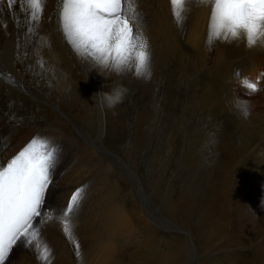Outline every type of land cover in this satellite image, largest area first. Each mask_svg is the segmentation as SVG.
Instances as JSON below:
<instances>
[{
    "label": "bare ground",
    "instance_id": "1",
    "mask_svg": "<svg viewBox=\"0 0 264 264\" xmlns=\"http://www.w3.org/2000/svg\"><path fill=\"white\" fill-rule=\"evenodd\" d=\"M23 1L24 0H15V3L9 6V0H0V79L4 85H8L15 93L23 91V93L31 96L34 100L44 101L43 98L39 97V85L36 84L37 81L33 80L32 84L27 85L25 81L29 78L21 74L23 66L20 63L16 64L19 58H21L17 55L18 44H20L21 41L26 42L28 37L25 36L28 30L25 31V29L28 27L30 10H28L27 7L26 10L22 8L21 3ZM57 2L58 0L45 1L43 7V21L46 29L44 28L45 26L43 27L45 31L43 28L40 29L41 27H38L35 35H33V40H35L34 45L36 46L38 44V48L32 50L34 45L30 48L28 47V51H32L30 54L31 59L42 55L49 60L46 67L47 77L57 75V71L60 67L61 70L67 68V72H70L69 75L73 76L71 74L73 69L71 70V65H68V56H70V53L71 56L84 67L86 74L90 76L94 95L101 92V89L94 86L95 82L93 77H95L94 79L97 82H100L99 78L104 81L121 80L122 82L126 81L132 83L133 86L131 88L139 87L140 85L148 90V88L153 89V87H156V82L158 80L156 76H158L157 74L161 67L164 66L167 61L171 60V57H179L181 61L179 69L189 68L188 70H191V73L188 75L183 70L185 74L181 72L182 75H187L185 81L187 80L186 84L189 86V92L185 98L186 104H184L185 108L183 111H181L184 106L183 101L180 99L181 97H179L180 101H176L178 104L177 111L179 113H177L176 117L173 119L171 135L168 136L170 138L169 144L178 143L179 141L177 140L182 138L181 129L184 126V131H186L185 127L187 126V124L184 123L186 119L185 116L189 113L187 109L189 107H196L197 102H200L199 109L202 113L206 110L204 107L210 105L215 111V114L213 112L214 116L218 115L217 117L223 118L226 125L233 128L236 134L246 131V133L253 132V134L258 136L255 144L249 148L248 156L243 157L245 163H243L242 166L240 165L241 168L233 171V166H235L236 163H234L233 166L227 165L221 168V172H218L219 177L216 179V184L217 188H220L222 191L229 189L231 185V202L238 209V214L240 213L239 217L245 225L247 235L252 236L255 230L261 232V238L252 250V256H256V259L254 258L255 260L253 261L254 263L264 264V194L262 191L264 190V45L257 43L249 47L246 39L243 37L232 40L231 42L210 37L208 32L209 17L212 10L210 0H204V2H202V0H186V3L183 5L182 22L179 25L177 20L173 17V9L170 0H135L134 10L129 7L127 0H124V11L128 15L133 33L139 34L141 39L147 42L148 50L151 53V75L137 76L134 68L117 71L112 67L111 61H109L108 67H103L102 64L96 62L90 55L78 54L61 29ZM54 8H56L55 10L58 9L59 31L51 27L52 24L47 21V17L50 16ZM11 19L14 20V24L9 25ZM4 23L7 24L6 28L3 27ZM1 29H5L4 34H2L3 31ZM16 39L19 43L14 45L12 42ZM198 62H201V66H204L206 63L212 64L211 66L208 65V67L204 69L206 71L203 72L202 67H196ZM188 64H190V66H188ZM57 66L58 68H56ZM12 68H14V70H10ZM187 69L185 71H187ZM60 74L61 73H59V75ZM1 75L7 77H2ZM69 75H67V78L71 80ZM241 75H243L244 79H240L239 81L238 79ZM206 77L207 82L204 83L203 78ZM251 77H253L255 81L252 80ZM179 78L180 77L176 78L175 83L181 84V79ZM75 79L77 80L78 78ZM160 79H162V77H160ZM244 81L255 84L257 90L250 91L243 83ZM60 85H63V83ZM206 85L207 91L203 92L201 94L202 96H198V94L201 93L200 89L204 88L203 86ZM143 90L144 88L142 91ZM187 90L188 88L186 91ZM139 91H141V89ZM91 92L92 91H90V93ZM148 92L149 91H147V93ZM209 92L212 93L211 97H209ZM181 93L183 94L184 91H181ZM235 93H237L238 96H235ZM256 94L259 95L258 97L260 99H258V101L260 100V103H255V101L252 100L257 97ZM92 97L90 96V98ZM61 100L62 97L59 98L58 102L54 99L45 100L51 104L52 110L50 111L53 112L56 117V114H58V112L61 114L63 110L60 104L65 105ZM1 102L0 99V103ZM93 102L94 100L92 103ZM72 105L78 107L77 102L74 103L72 101ZM260 108L262 110L255 115V110ZM85 111L87 110L85 109ZM62 115L65 118L66 124L69 126L71 125L82 139H79L81 137L77 138L70 134L68 135L66 132H61L60 130L58 132L54 131L55 129L42 130V132H47L52 136L54 138L53 141L58 143L55 146L57 148L55 164L58 162V175L62 172H64L63 175H66L69 171L71 159L69 158L70 153L68 154V151L74 152V150H76L79 152L80 157L78 162L70 170L69 175L64 177L62 182L57 183V181L52 179L46 192V206L42 208V210L44 213L48 214V217H50V215L55 216V212L61 215L62 213H60V211L65 210L67 204L66 199H62L65 197L64 194L58 193L57 191H69V187L72 188L75 184L77 185V183L79 185L80 183L86 182L87 185L83 188L78 205L68 217L72 239L70 240L64 233L57 217H53L52 220L46 219L45 223L40 226V248L37 250L35 247L25 246L19 243L16 247L14 246L15 248L13 247V252L10 253L9 261L6 262V264H41L37 259V255H42L44 253L45 246L51 250V264H123L122 261L124 260L122 259L137 249L136 240L139 238H135V233L140 231V229H136L137 221L141 224L139 227L143 229L144 226H148L149 224L147 220L150 221L152 225L158 224L157 228L161 229V231L170 229V227L151 215V209L149 207L150 202L148 196L145 195L147 192L140 188L142 184L138 175L130 168H127L128 165L120 156L112 154L111 151L103 145L102 138L103 134L105 135L106 133L104 132V124L106 121L104 110H101L99 105L94 102L87 111L88 116H85V125H87L85 127L82 126L84 123H79V117H72L70 116L71 113L69 115L66 112L65 114L62 112ZM115 119V122H119L117 117ZM58 121H60V119ZM64 127L68 128L66 125H64ZM93 128H95V134H93L94 132L91 130ZM12 132L13 131L9 128L5 130L3 128L2 132L0 130V136H2L0 140L8 142V138L11 137ZM28 132L29 131H27V133ZM185 139V144L189 143L187 134L185 135ZM22 140L23 138L20 139V141L13 142L15 146L7 152L0 165L5 164L7 157L23 149L26 141L21 142ZM28 144L29 143H27V145ZM169 144L166 143L167 148H169ZM90 153H92L94 158L91 159L93 160V164L91 165L85 160V157L90 155ZM109 163L114 166L119 172V175L127 180L128 185L136 190L135 193H137V196L138 194L142 195H140V199L135 195L136 201L141 205V208L139 207L140 209L134 210V212L131 211L130 213L127 212L125 209V199H121V197L125 195H116V189L113 187L117 177H114L113 185L110 182V178H107V173L110 170ZM64 164H67V166L65 167ZM100 166H102V170H106L107 173L102 172L104 176H101L100 173L99 176L96 177L97 169ZM67 169L68 171L65 173ZM55 172L54 170V173ZM54 173L52 178L55 176ZM136 201L134 199L132 203H136ZM142 211L144 212V217L139 216ZM39 220L40 218H37L36 223ZM261 226H263V229L259 228ZM183 232L185 233V231ZM155 234L156 237L160 236L158 232ZM150 235L152 236V233H150ZM151 236L150 239L153 238ZM146 241L148 242L147 245L150 244L148 238ZM186 243L191 250L190 263L186 264H194L195 260H193V257L196 256L198 247L190 232H186ZM77 244L79 245V254H77ZM167 244H169V242L163 241L162 246H166ZM165 261L167 262L168 259L166 258L160 262L165 263ZM124 264H126V262Z\"/></svg>",
    "mask_w": 264,
    "mask_h": 264
},
{
    "label": "rangeland",
    "instance_id": "2",
    "mask_svg": "<svg viewBox=\"0 0 264 264\" xmlns=\"http://www.w3.org/2000/svg\"><path fill=\"white\" fill-rule=\"evenodd\" d=\"M57 4L59 7V0ZM21 6L26 10L24 1L21 3ZM55 9L56 8H54L50 16L47 17V21L52 24L51 27L59 31L58 9ZM43 13L44 12H42V17L40 16L38 23L30 21V13L28 27L25 29V31L28 30V32L25 33V36H28L27 41H21V43L18 44L19 41L16 39L12 43H14V45L18 44L17 55L21 58H19L16 64L20 63L23 66L21 74L29 78L25 83L27 82L26 84L30 85L33 80L37 81L36 84L39 85V97L43 98L44 101L33 100L31 96H29L31 98H28L23 91L15 93L8 85H4L0 79V99L2 101L0 103V130L2 132L3 128L4 130L9 128L13 131L11 137L8 138V142L0 140V164L4 160L7 152L15 146L13 143L15 141H20V139L23 138L21 142L26 141L29 143L34 137H40L48 142L51 141V139L54 140L47 132H42L44 129H55L54 131L57 132L60 130L61 132H66L68 135L70 134L77 138L81 137L71 125L69 126L66 124L62 112L64 114L66 112L69 115L71 113L70 116L72 117H79V123H84L82 126L85 127L87 126L85 125V116H88L87 111L94 103H92L94 98L92 95L94 96V94L90 76L86 74L84 67L80 65L70 53V56H68V65H71V70L73 69L74 71H71L73 76L69 75L70 72H67V68L61 70L60 67L57 71V75L47 77L46 67L49 60L42 55L31 59L30 54L32 51H28V49L34 45L35 40H33V35H35L37 28L41 27L40 29H42L45 26ZM5 24L6 23H4L3 27L6 28L7 24ZM10 24H14L13 19L10 20L9 25ZM44 28L46 29V26ZM44 28L43 30L45 31ZM1 30L3 31L2 34H4L5 29ZM36 46L34 45L32 50L38 48V44ZM180 62L179 57H171V60L167 61L158 71V76H156L158 79L156 87H153V89L148 88V90L140 85L139 87L131 88L133 86L132 83L126 81L122 82L121 80L104 81L99 78L100 82H103L101 84L93 77L95 82L94 86L100 88L101 91H109L111 87L122 83V85L129 89L124 103L118 105L114 110H104L106 120L104 132L106 133L105 135L103 134L102 142L112 154L118 155L123 159L128 165H126L127 168H130L138 175L142 184V187H139L147 192L145 195L148 196L150 202L149 207L151 209V215L170 227V229L161 231V229L157 228L158 224L152 225V223L147 220L149 224L148 226H144L143 229L139 227L141 224L137 221L136 229H140L139 232L135 233V238H139L137 239L138 241L136 240L137 249L128 255L129 258L126 255L127 257L125 256L122 259L124 261H121L123 264L125 262L126 264L190 263L191 250L186 243V232H190L198 247L196 258L193 257L194 255L192 256L193 260H195L194 264H256L253 262L256 256H252V250L259 242L258 240L261 238V232L255 230L252 236L247 235L245 225L239 217L240 213L238 214V209L231 202V185L229 189L222 191L220 188H217L216 179L219 177L218 172H221V168L227 165L233 166V164L236 163V168L233 166V171L241 168L243 163H245L243 157L248 156L249 148L255 144L258 136L253 134V132L246 133V131L236 134L233 128L226 125L223 118L217 117L218 115L214 116L215 111L210 105L204 107L206 110L202 113L199 109L200 102H197L196 107H192L193 109L189 107L187 109L189 113L185 116L186 119L184 123L187 124L185 129L188 133L184 131L183 126L181 129L182 138L177 140L179 141L178 143H170V145V138L168 136L171 135L173 119L176 117L177 113H179L177 111L178 104L176 101H180L181 99L183 105L186 104L185 98L189 92V86L186 84L187 80L185 81V77L191 73V70H188L189 68L182 69L187 74L182 75L181 72H184L179 69L181 65ZM211 64L212 63H206L204 66H201V62H198L196 67H202L203 72H205L206 70L204 69L207 68L208 65L211 66ZM58 66L56 68H58ZM188 66H190V64H188ZM14 68L10 70H14ZM186 69L187 71H185ZM59 73L61 74L59 75ZM67 75L71 77V80H68ZM160 77H162V79H160ZM178 77L181 79V84L175 83ZM75 78L78 79L76 80ZM240 79H244L243 75H241L238 80L240 81ZM251 79L255 81L253 77H251ZM203 81L206 83L207 77L203 78ZM61 83H63V85H60ZM203 87L204 88L200 89L201 93H199L198 96H202L201 94L207 91V85ZM139 88L141 91H139ZM143 88L144 90L142 91ZM187 88L188 90L186 91ZM90 91L92 92L90 93ZM147 91H149V94ZM181 91H184V93L182 94ZM210 93L211 92L208 93L209 97L212 96V93ZM236 95L237 93H235V96ZM90 96L92 98H90ZM258 96L259 95H257V97ZM61 97L63 100H61V102L65 105L60 104L63 110L61 114L58 112L56 117L55 114L50 111L52 110L51 104L45 100L54 99L58 102ZM179 97L181 98L179 99ZM257 97L252 100L255 101V103H260V100L258 101L260 98ZM72 101L74 103L77 102L79 108L72 105ZM184 108L185 105L182 107L181 111H183ZM85 109L87 111H85ZM261 110V108L255 110V115ZM115 116L119 122L114 121L116 120ZM59 119L60 121H58ZM64 125L68 128L64 127ZM91 130L94 132L93 134H95V128ZM27 131L29 132L27 133ZM186 134L189 137V143L187 144H185ZM0 139H2V136H0ZM79 139H82V137ZM26 142L25 146L27 145ZM166 143L169 144V148L166 147ZM69 153L71 165L69 171L68 169L65 171V173L67 171L68 173L63 175L64 172H62L58 175L57 165L55 167L56 172L54 174L56 177L54 176L52 179L57 181V183L62 182L63 178L69 175L70 170L78 162L80 157L79 152L76 150H74V152L68 151V154ZM92 158V153L85 157L89 165L93 164ZM56 164H58V162ZM64 166L66 167L67 164H64ZM109 167L110 170L108 173L106 170H102V166L98 167V174L96 173V177L99 176L100 173L101 176H104L102 172H105L107 173V178H110L112 185L114 177H117L113 187L116 189V195H125L122 196L121 199H125V209L127 212L130 213L131 211L134 212V210L140 209L141 205L136 201L135 197V195L137 196V193H135L136 190L128 185L127 180L119 175V172L110 163ZM75 185L72 188L69 187V191L57 192L63 193L65 197L62 199H66V195L70 194V190H73ZM262 191L264 194V190ZM140 195L138 194V199H140ZM134 199L136 203H132ZM41 212L42 214L44 213L42 209ZM143 213L142 211L139 216L142 217L144 215ZM57 215L58 212H55V216L50 215V219L52 220L53 217L60 216V214ZM35 223L36 221H34V224ZM259 228L263 229V226ZM183 231H185V233ZM156 232H158L160 236L156 237ZM150 233H152V236ZM150 236L153 238L150 239ZM147 238L150 242L148 245L146 241ZM163 241H167L169 244L162 246ZM166 258L168 259L167 262H160Z\"/></svg>",
    "mask_w": 264,
    "mask_h": 264
},
{
    "label": "snow or ice",
    "instance_id": "3",
    "mask_svg": "<svg viewBox=\"0 0 264 264\" xmlns=\"http://www.w3.org/2000/svg\"><path fill=\"white\" fill-rule=\"evenodd\" d=\"M210 2V37L227 42L243 37L249 47L257 43L264 45V0ZM13 3L15 0H9V6ZM24 3L31 13L30 21L38 23L45 0H24ZM127 3L134 10L135 0ZM170 3L179 25L186 0H170ZM123 4L124 0H59L61 29L78 54H88L102 65L111 61L117 71L134 68L137 76H150L151 53L147 42L133 33ZM243 83L250 91L257 90L255 84ZM56 153L57 148L50 147L47 140L34 137L6 166L0 165V264L9 261L18 243L40 248V226L51 218L47 213L42 214L41 209L52 182ZM82 191L77 188L66 209L57 217L70 240L68 217L78 205ZM38 217L41 219L34 224ZM37 259L41 264H51V250L45 246Z\"/></svg>",
    "mask_w": 264,
    "mask_h": 264
},
{
    "label": "clouds",
    "instance_id": "4",
    "mask_svg": "<svg viewBox=\"0 0 264 264\" xmlns=\"http://www.w3.org/2000/svg\"><path fill=\"white\" fill-rule=\"evenodd\" d=\"M103 67H108V65H103ZM129 92V89L122 84H117L109 91H101L95 94L94 102L99 105L101 110H114L118 105L124 103L125 98Z\"/></svg>",
    "mask_w": 264,
    "mask_h": 264
}]
</instances>
